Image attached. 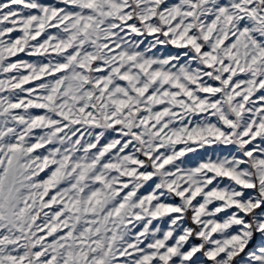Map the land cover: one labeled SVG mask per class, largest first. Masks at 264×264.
Instances as JSON below:
<instances>
[{"label": "snow or ice", "instance_id": "1", "mask_svg": "<svg viewBox=\"0 0 264 264\" xmlns=\"http://www.w3.org/2000/svg\"><path fill=\"white\" fill-rule=\"evenodd\" d=\"M0 264H264V0H0Z\"/></svg>", "mask_w": 264, "mask_h": 264}]
</instances>
